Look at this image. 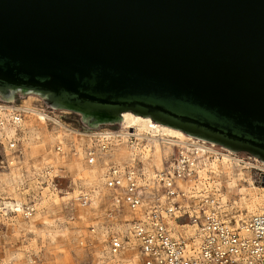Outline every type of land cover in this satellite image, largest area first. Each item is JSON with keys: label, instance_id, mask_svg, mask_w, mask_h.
I'll return each instance as SVG.
<instances>
[{"label": "water", "instance_id": "water-1", "mask_svg": "<svg viewBox=\"0 0 264 264\" xmlns=\"http://www.w3.org/2000/svg\"><path fill=\"white\" fill-rule=\"evenodd\" d=\"M30 93L264 161V0H0V100Z\"/></svg>", "mask_w": 264, "mask_h": 264}, {"label": "rangeland", "instance_id": "rangeland-1", "mask_svg": "<svg viewBox=\"0 0 264 264\" xmlns=\"http://www.w3.org/2000/svg\"><path fill=\"white\" fill-rule=\"evenodd\" d=\"M29 96L34 98L32 106L40 110H48L47 114L64 122L67 125L65 128H69V130L99 131L104 128L115 130L120 127V119L90 122L77 111L52 106L47 109L45 107L46 103L36 93L25 94L24 97L18 98L16 102L0 100V103L9 104L10 106L20 104L23 99ZM31 124L26 120L17 128V134L14 137L0 138V160H2V163L0 162V264H30V258L36 261L35 264H96L106 248L104 242L106 221L113 219V211H110L112 209L111 199L113 193L103 184V173L112 160L107 161L98 179H91L83 170L74 171V169L67 166V163L70 159L84 157V149L87 146L96 147L97 141L95 139L84 137L77 142L69 138L66 140L67 137L64 138L62 134L64 129L52 120L46 121L44 130L35 124L31 126ZM129 131L132 132V129H129ZM48 134L52 138L59 136L65 141L61 143L56 137L53 139L54 141L48 142L46 138ZM189 136L195 140L200 139L192 135ZM11 138L15 139L16 148L20 153L17 154L15 149L9 148L8 140ZM109 141L111 144L107 150L111 151L115 147V143ZM137 142L133 139L132 142L127 141V145H134ZM27 143L31 146H40L39 154L41 155L42 152L46 151L44 150L45 146L47 147L49 144V147H52L55 151V146H60L61 149L57 151L62 153V149H64L66 163L57 166L44 159L41 160L42 163L33 159H30L29 162L23 161L21 150ZM210 143L214 144L213 142ZM42 146H44L43 149ZM212 148L219 153L229 154L241 162L239 161L238 164L234 162L231 175L224 173L215 176L210 171H206L208 178L204 179L203 184H207L208 188L199 180L197 181L202 187L201 193H199L200 196L204 194L203 191H210L215 194V197L220 198L228 210L246 213L245 203L240 195L241 189L246 190L248 187L254 189L249 184L250 181H252V184L260 186L257 182L258 171L253 167H264L261 164L264 161L249 153L232 151L218 144H214ZM174 150L175 148L173 152ZM139 152L140 150L137 149L134 154L137 155ZM8 153L15 156L20 165L19 173L15 174V177L6 174L8 171L6 155ZM99 153L100 151L98 156ZM132 155L121 159L118 163L127 162ZM139 155L142 157V154L139 153ZM171 156L166 160L170 159ZM212 158L213 155L208 160ZM113 163L117 162L113 161ZM250 164L253 167H249ZM248 180L250 181L248 182ZM230 181H233L235 185L233 186ZM80 190L91 191L90 202L87 205L80 206L78 201L75 200ZM16 200L21 201L23 204L19 213L12 210V206L3 203L5 201L15 203ZM194 201H198V199ZM26 206L33 210L30 216L27 217L25 216ZM84 207L88 209V214L82 218L80 214L81 209ZM126 211L127 207L123 206L119 217L126 218ZM140 211L138 210L134 216H139ZM245 215H248V213ZM91 227L94 228V231H90ZM134 243L132 241V245ZM133 252L132 254H136L135 250ZM128 255L129 253L126 254L125 260H123L126 264L129 262L127 261L128 258L132 257V255ZM124 262L123 264H125ZM135 263H138L136 255Z\"/></svg>", "mask_w": 264, "mask_h": 264}, {"label": "built area", "instance_id": "built-area-1", "mask_svg": "<svg viewBox=\"0 0 264 264\" xmlns=\"http://www.w3.org/2000/svg\"><path fill=\"white\" fill-rule=\"evenodd\" d=\"M18 105H11L10 111L16 129L25 115ZM45 107L49 109V105L45 104ZM43 112L48 113V110ZM130 139L132 141L134 137L130 136ZM202 141L211 147L215 144ZM8 146L20 153L15 139L8 140ZM98 146L105 149L107 145L99 143ZM55 147L60 150V146ZM191 148L175 147L171 158L153 177H148L140 159L135 158L130 164H108L105 185L118 192L111 201L110 211L115 216L106 221V248L98 264H118V261L122 264L116 257L132 254L133 250L138 264H264V207L238 218V212L228 210L210 191L205 190L203 195L194 197L177 185L178 179L186 180L196 174L199 157H196L197 149ZM95 149L94 146L86 148V160H95L98 152ZM253 168L258 171L257 182L264 187V167ZM151 190L156 196L148 205H142L141 216L119 217L123 206L136 209ZM195 199H198L197 203ZM76 200L86 205L90 197L82 192ZM32 211V208H26L25 216H30ZM171 222L179 227L195 225V229L192 233L185 232L184 228L174 231ZM132 241H135L134 245ZM29 261L36 263L32 259Z\"/></svg>", "mask_w": 264, "mask_h": 264}, {"label": "bare ground", "instance_id": "bare-ground-1", "mask_svg": "<svg viewBox=\"0 0 264 264\" xmlns=\"http://www.w3.org/2000/svg\"><path fill=\"white\" fill-rule=\"evenodd\" d=\"M33 100L34 98L32 96H29L28 98L23 99L21 103L18 105L19 107L23 108V110L25 111V115H24L25 119L22 122H25L27 120V122H31L33 125L35 124L36 126L43 128L44 130L45 129L44 125H46V121L52 120V121H55L59 126H61L64 129L63 132L62 131L61 132L64 138L67 137L66 140H68L69 138V139H72L74 142H77L81 138L86 137L89 139L90 138L95 139L97 141V145L96 147L95 146L94 147L98 150V152L100 151V153L98 156V152H97L95 160L94 159L90 161L86 160L84 156L82 158L77 157L74 159H70L67 163V166L74 169V171L83 170L85 174L91 179H98V177L102 174V170L107 164V161L109 160H112L111 163H113V161L117 162L113 164L123 165V164L132 163L133 160H135V158L140 159V161L142 162V165L144 164L143 165L144 169L148 171L149 173L148 177H153L155 172H159L160 170H162L166 159L170 155H172L173 149L175 147H183L184 149H187V148L192 149L191 147H193L197 149L196 157H199L197 161V166H196V174L193 178H190V179H186V180L178 179L176 183L181 189L186 190L187 192L191 193L192 196L197 197V196H200L199 193H201V190H202V187H200L197 181L199 180L203 184L204 179L208 178L206 171H210L215 176H218L224 173H226L227 175H231V168L234 166V162L238 164L240 161L229 154L219 153L217 150L213 149L211 146L205 145L204 142L202 141L203 139L195 140L193 139V137L189 136L188 134H185L180 129H176L168 125H164V124L152 121V119L148 116L134 114L130 111H124L121 113V118H119L120 127L115 130L107 129V128H104L99 131H93V130L76 131L74 129L69 130V128H65L67 127V125L64 122H61L55 117H52L49 114L43 112L42 109L40 110L39 108L32 106ZM11 109L12 107L9 104L7 105V104L0 103V138H3V137L10 138V137H14L15 134H17V129L15 125H13V123L11 122V116H10ZM129 129H132V132H130ZM130 136L134 137V140L135 141L137 140L138 142L136 144L134 143V145L132 144L128 146L127 141L132 142L130 139ZM46 138L48 142L54 141L53 140L54 138H56L61 143L65 141L64 139H61V137L59 136H55L54 138H52L50 134H48ZM109 140L115 143V147L111 151L107 150L111 144ZM104 141H108L109 144ZM99 143L100 144L106 143L107 145L106 148L103 149L99 147L98 146ZM27 144H25L24 145L25 147L23 148V150H21L23 161L29 162L30 159L31 160L33 159L34 161L39 160V162L42 163L41 160L44 159L46 161L48 160L50 163L57 165V166L66 163L64 149H62L63 150L62 153H59L57 150L55 151L52 149V147H49L50 144L47 147L44 145L45 146L44 150H46L47 152L45 151L44 152L45 154L42 152V155H41L39 154L40 146H37V145L31 146ZM137 145H139L140 147H138ZM44 146H42V149ZM91 146L92 145H89L87 147H91ZM86 148L84 149V152ZM137 149L140 150L139 153L142 154V157H140L139 153L137 155L136 153L134 154V152ZM131 155H132L131 159H129L127 162H124L122 164L118 163L120 162L121 159L129 157ZM212 155H213V158L208 160V158ZM137 156H139V158H137ZM6 158H7V169H8L6 174H8L9 176L15 177L14 175L19 173V169H20L19 162H17V158H15V156H12L10 153L6 155ZM107 167L103 173V184L106 188L112 191L113 196H114L118 192V190L117 189L113 190L107 187L104 182V174L107 170ZM249 167H253V165L250 164ZM249 181L250 180H248V182ZM230 183L233 186L235 185L233 181H230ZM249 184H251L254 187V189L252 188L249 189V187L246 190L241 189L242 192H240V195H241V199L245 203L244 207L246 208V213H239L238 218H243L242 216L243 214L254 213L260 210V208L264 207V187L256 186L252 184V181H250ZM204 186L207 187V184H205ZM216 189L218 190V187ZM82 192H86L89 195V197L91 195V191H88V192L82 191V190L79 191V193H82ZM79 193L76 196H78ZM155 196H156L155 192L153 193V191L151 190L149 191V193L145 195V197L142 200V204L138 206L139 208L136 207V209L131 210L127 207L126 218L127 219L132 218L131 216H134L138 210L139 211L141 210L140 215H139L141 216L142 210H143L142 205L144 206L148 205L150 202H152ZM75 200H76V197H75ZM194 202L197 203V201H194ZM3 203L7 206L9 205L12 206V210H14L15 212L19 213L22 210L23 204L21 201L16 200L15 203L10 202V201H5ZM183 203H186V201H184ZM79 205L81 206L80 203ZM26 208H29V207H26ZM86 214H88V209L84 207L81 209L80 215L82 218H84ZM114 216L115 215L113 214V218ZM134 217H137V216H134ZM171 226L174 229V231H179L180 228H184L185 232L187 233H192L195 229V225H189V224L179 227L175 223L173 224V222H171ZM90 231H94V228L93 230H90ZM125 255L123 256L119 255L116 257V259L121 260V263L123 264L124 262L123 260H125L124 258ZM130 255H132V257L131 258L129 257L130 259L128 258L127 261L129 262L126 261L127 264H138V263H135V254H129L128 256ZM99 258L96 264L100 262ZM118 264H119V261H118Z\"/></svg>", "mask_w": 264, "mask_h": 264}, {"label": "crops", "instance_id": "crops-1", "mask_svg": "<svg viewBox=\"0 0 264 264\" xmlns=\"http://www.w3.org/2000/svg\"><path fill=\"white\" fill-rule=\"evenodd\" d=\"M125 257H126V255H125ZM125 257H124V258H125Z\"/></svg>", "mask_w": 264, "mask_h": 264}]
</instances>
